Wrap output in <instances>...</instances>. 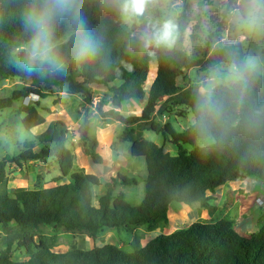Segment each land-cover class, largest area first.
Here are the masks:
<instances>
[{
    "label": "trees",
    "instance_id": "obj_1",
    "mask_svg": "<svg viewBox=\"0 0 264 264\" xmlns=\"http://www.w3.org/2000/svg\"><path fill=\"white\" fill-rule=\"evenodd\" d=\"M27 3L28 0H0V78L29 81L9 97L0 98V112L12 109L18 101L32 99L31 104H21L16 109L31 138L16 141L17 154H5L0 160V184L7 179L8 167L21 169L29 162L54 161L61 176L49 187L20 190L12 196L0 194L4 247L0 264H264V225L254 235L244 237L226 219L193 223L168 235L157 234L133 253L111 244L88 250L72 248L64 253L52 250L58 236L45 234L42 228L46 226L93 241L106 228L144 225L152 232L167 223L173 203L198 202L204 209H213L212 194L226 183L256 178L264 184V75L251 70L246 85L215 87L212 100L217 110L202 116L196 106L198 86H178V77L185 70L197 69L207 74L221 66L246 64L242 44L213 47L219 40L217 30L207 36L198 58L189 56L180 46L144 47L139 37L123 28L122 16L108 0L79 3L80 20L100 43L98 55L85 60L74 57L76 22L65 16L57 21L54 33L55 51L65 62V70L29 71L23 48L29 44L32 32L25 28L21 17ZM166 4L167 0H155L138 20H162ZM198 32L195 25L191 42L197 41ZM65 37V42L58 43ZM152 65L155 75L145 91ZM116 82L119 85L113 86ZM63 85L68 95L79 96L86 106L93 102L92 85L111 86L110 100L100 102L95 109L100 118H109L125 127L122 137L130 143V155L145 161V192L138 206L128 204L122 192L112 194L116 179L106 184L104 194L94 205L92 192L101 186V180L74 169L75 156L66 146L64 123L53 120L42 131L35 132L46 124L40 101L51 97L53 88ZM143 99L146 102L139 116L124 117L117 111L124 102ZM108 105L111 109L104 112L103 107ZM176 109L189 110L193 115V123L181 132L175 131L169 122H159ZM90 127V116L82 115L74 134L90 162L101 165L98 141L90 135ZM142 131L161 135L163 146L145 139ZM209 136L214 139L212 145L197 146L199 140ZM5 144L0 137V150ZM165 144L175 147L177 154L172 156ZM64 178L68 181L59 183ZM117 178L121 185L136 184L134 179L119 173ZM14 246L23 249L28 258L12 259Z\"/></svg>",
    "mask_w": 264,
    "mask_h": 264
},
{
    "label": "rangeland",
    "instance_id": "obj_2",
    "mask_svg": "<svg viewBox=\"0 0 264 264\" xmlns=\"http://www.w3.org/2000/svg\"><path fill=\"white\" fill-rule=\"evenodd\" d=\"M166 8L167 11H165V16L162 20L157 21L145 17L142 21H126L122 17V26L126 31L141 39L145 33L152 32L165 20L171 19L178 26V39L174 46H180L193 58H198L201 49L206 45L207 36L218 30L219 40L213 44V47L241 43L246 52V63L249 59L254 60L256 64L254 70L264 75V32L249 31L238 22V18L243 14L245 8L243 0H167ZM195 25L199 28L198 39L195 42H191L190 34ZM67 37L58 43L65 42ZM27 46L28 44L23 48L26 53ZM230 68L231 66H221L207 74L201 73L197 69L185 70L178 77L177 85L183 86L187 83H192L198 86L199 91L202 87L213 82L214 88L219 85L231 86L232 84L227 79V73ZM214 73H219V77L214 78ZM154 75L155 66L152 65L148 81L144 86L145 91L152 83ZM28 83L29 81H21L16 77L0 78V98L9 97L14 90H19ZM116 85H119V82L113 84V86ZM90 88L93 93L91 106L84 105L77 95H68L66 85L53 88L52 96L40 101L42 108L40 113L46 119V124L35 130V132L42 131L50 121H62L67 130L66 146L72 150L75 156L74 169L78 168L85 173L96 175L101 180V186L93 189V204L96 205L98 197L104 194L106 184L112 183L111 179H116L117 186L112 194L116 195L118 192H122L127 203L136 207L141 203L145 192L144 180L147 174L145 161L143 158H136L130 155V143L122 137L124 126L109 118L102 119L97 116L95 108L100 102L110 100L112 96L111 86L92 85ZM145 102V99L124 102L119 112L124 117L139 116ZM31 103L32 100L26 102V104ZM21 104H25L24 100L16 102L12 109L0 112V137L6 142L4 149L0 150V160L5 154H17L16 141L31 138V135L21 125V117L16 113V109ZM110 109L111 107L108 105L104 106L102 110L107 112ZM85 114H88L91 118L90 135L96 139L99 137L101 140V153L104 154V146L108 142L105 139V134L107 135L109 131L115 137L112 144L114 160H105L104 162L102 159L101 165H94L85 154V149L79 146L74 131H76L82 115ZM159 122L161 124L169 122L175 131L181 132L193 123V115L189 110L176 109L175 113L165 115L159 119ZM113 123L117 124L116 129H107L108 131L102 130L104 132H99L101 127H107L108 124ZM128 128L130 129L131 127ZM142 134L145 139L158 146H163L161 135L154 134L151 131H142ZM213 143L214 139L209 136L199 140L197 146L205 147ZM165 147L172 156L177 154L175 147L169 144H165ZM185 148L187 150L191 149L190 147ZM97 152L100 155L98 148ZM117 173L129 179H134L136 184L130 186L121 185L117 178ZM60 176L58 165L51 160L44 163L29 162L24 164L21 169L10 166L7 168V179L0 184V194L12 196L20 190L49 187ZM67 181L68 179L64 178L59 183H66ZM212 198L211 206L213 209L208 210L202 208L198 202L190 205L171 204L167 223L159 225L152 232H149L144 225L129 228H106L93 241L83 235L55 231L52 226L43 227L42 230L47 235L58 236L57 244L52 249L57 253H64L72 248L88 250L94 246L106 244L115 245L124 252L133 253L142 248L149 239L157 234L168 235L197 222L210 223L226 219L231 221L233 228L244 237L254 235L264 225V205H259L258 203V201L264 203V184L258 179L249 178L226 183L215 190ZM1 239L0 229V251L4 248ZM10 254L12 259L16 261H23L28 258V254L23 249L16 248V246L12 248Z\"/></svg>",
    "mask_w": 264,
    "mask_h": 264
},
{
    "label": "clouds",
    "instance_id": "obj_3",
    "mask_svg": "<svg viewBox=\"0 0 264 264\" xmlns=\"http://www.w3.org/2000/svg\"><path fill=\"white\" fill-rule=\"evenodd\" d=\"M126 21L138 20L144 17L149 5L155 0H108ZM80 0H28L21 12L23 24L32 32V38L27 46L25 66L29 71L47 70L59 73L65 70L63 59L55 51V25L60 18L70 17L76 22L75 46L73 55L77 60L95 57L100 51V43L86 30L79 18ZM243 14L238 22L249 31L264 32V0H243ZM178 39V26L171 20H165L152 32L145 33L141 38L144 47H173ZM256 67L255 61L249 59L244 65L231 66L227 73L228 81L233 84H247L251 70ZM214 73V78L219 77ZM214 82L200 89L197 100V110L201 115L213 114L217 110L216 102L212 100ZM195 123V121H194Z\"/></svg>",
    "mask_w": 264,
    "mask_h": 264
},
{
    "label": "crops",
    "instance_id": "obj_4",
    "mask_svg": "<svg viewBox=\"0 0 264 264\" xmlns=\"http://www.w3.org/2000/svg\"><path fill=\"white\" fill-rule=\"evenodd\" d=\"M118 112L120 111V109H118L117 110ZM117 123V122H116ZM121 125V124H120ZM108 127V128H107ZM107 127H101L100 128V131L99 132H104V131H108L107 129H112V130H114V129H116V127H117V124H115V123H113V124H108L107 125ZM102 130H104V131H102ZM144 137V136H143ZM114 136L112 135V133L111 132H109L108 131V134L106 135L105 134V139L108 141V142H106L105 140V142H106V144H105V146H104V149H105V152H104V154L103 153H101V148H102V144H101V140H100V138L99 137H97V139H98V141H99V147H98V150H99V153H100V155L102 156V159H103V161L105 162V160L106 161H112V160H114V156H113V151H112V144H113V142H114ZM104 139V138H103ZM114 155H116V154H114Z\"/></svg>",
    "mask_w": 264,
    "mask_h": 264
},
{
    "label": "built area",
    "instance_id": "obj_5",
    "mask_svg": "<svg viewBox=\"0 0 264 264\" xmlns=\"http://www.w3.org/2000/svg\"><path fill=\"white\" fill-rule=\"evenodd\" d=\"M29 100H32V99H27V100H24V103L26 104V102H28ZM258 203H259V205H264V203H263V202H261V201H258Z\"/></svg>",
    "mask_w": 264,
    "mask_h": 264
}]
</instances>
